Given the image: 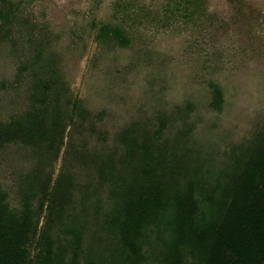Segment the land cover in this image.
<instances>
[{"label":"rangeland","instance_id":"obj_1","mask_svg":"<svg viewBox=\"0 0 264 264\" xmlns=\"http://www.w3.org/2000/svg\"><path fill=\"white\" fill-rule=\"evenodd\" d=\"M7 1L0 123L42 130L0 147V190L12 208L35 190L37 236L66 264L126 262L128 191L209 192L264 152V0ZM141 244L129 264L164 249L156 228Z\"/></svg>","mask_w":264,"mask_h":264},{"label":"trees","instance_id":"obj_2","mask_svg":"<svg viewBox=\"0 0 264 264\" xmlns=\"http://www.w3.org/2000/svg\"><path fill=\"white\" fill-rule=\"evenodd\" d=\"M10 12L12 15L13 10ZM111 32L119 42L129 43L121 28ZM78 103L76 100L75 106ZM38 121L0 123V147L17 139L29 143L37 140L42 130L36 125ZM34 197L35 190L28 189L21 207L12 208L0 190V264H66L45 231L37 236ZM124 203L112 218L121 237L124 264L142 258L141 237L154 228L161 235L164 249L155 250L151 264H264L261 150L253 151L230 181L209 192H171L151 184L128 191ZM34 244L38 251L32 257L30 246Z\"/></svg>","mask_w":264,"mask_h":264}]
</instances>
